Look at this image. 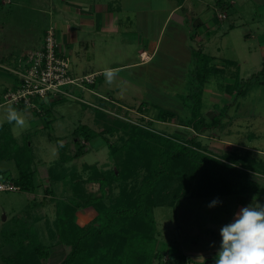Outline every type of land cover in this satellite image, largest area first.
I'll return each instance as SVG.
<instances>
[{"label":"rangeland","instance_id":"rangeland-1","mask_svg":"<svg viewBox=\"0 0 264 264\" xmlns=\"http://www.w3.org/2000/svg\"><path fill=\"white\" fill-rule=\"evenodd\" d=\"M10 1L0 7V44L7 43V53H10L4 61L5 66L1 67L11 72L9 67L16 65L18 57L41 47L47 27L56 23L59 28L67 22L66 4L77 8L76 3L88 7L98 2ZM122 2L127 9L121 14L123 23L117 32L104 33L96 27L74 25L79 41L69 51L72 58L70 71L74 77L97 73L99 87H96L98 83L96 86L86 83L85 87L68 85L65 89L73 95H59L55 100L48 96L42 99L43 115L10 102L0 105V125L6 123V128L0 130V155L8 146L15 157L19 151L26 152L34 159L31 165L38 172L34 191L0 190V264H31L35 259L41 264H59L72 251V246L62 241L58 233V208L61 203L75 200L72 169L76 168L84 177L89 173L84 170L86 163L96 164L106 176L114 171L113 144L120 145L129 134L118 127L119 131L104 136L103 130L108 124L117 127L119 121L128 122L143 129L176 134L183 142L195 137L210 154L223 157L235 152L255 163L250 168L264 172V82L258 75L264 63L261 49L264 40H257L264 34V0H237L235 4H230L231 0L200 1L198 10L204 12L202 18L208 17L209 22L216 25L209 32L198 29L203 41L190 37L176 18L165 26L160 36L163 12L150 20L152 23L144 29L138 20L142 23L147 20L146 9L161 10L160 0ZM171 2H162L165 9L172 6ZM217 3L222 5L215 12L211 7ZM130 8L133 11H129ZM222 10L228 18L220 19ZM199 16L197 14V18ZM230 23H235L236 27L231 28ZM247 33H253L255 38L251 40ZM147 39L151 41L149 44ZM157 39L159 44L152 59L140 64L144 61L141 51L153 52V43ZM113 67L119 71L109 84L104 70ZM92 87L95 93L90 91ZM200 88H203L202 117L212 125L217 118L221 122L197 133L190 121L193 97ZM9 105L24 116L26 124L23 128L7 122ZM164 109L177 116L159 120L158 113ZM83 125L98 135L87 141L80 134ZM4 130H9L19 143L11 142L9 137L12 136L2 138ZM76 138L79 139L77 143ZM80 143L87 145L83 154L72 161H62L65 155L78 152ZM148 152L135 157L148 163H136L133 167V178L138 179V186L156 167L155 157ZM4 155L9 157L7 151ZM247 171L249 178L260 184L263 191L254 199L264 204V175L249 168ZM5 177L10 176L6 174ZM11 177L13 181L16 179V176ZM197 178L187 179L177 172L173 179L164 178L158 184L159 200L153 195L158 231L152 264H166L179 252L191 257L190 264L208 261L214 264L221 242V227L231 222L240 208L253 202V197L236 191L229 195L210 193L205 178ZM86 187L102 194L98 180L86 183ZM119 189L118 182L113 183L111 199L107 203L115 200ZM216 199L220 203L208 207ZM76 214L79 224H90L98 212L94 208L81 207Z\"/></svg>","mask_w":264,"mask_h":264},{"label":"trees","instance_id":"trees-1","mask_svg":"<svg viewBox=\"0 0 264 264\" xmlns=\"http://www.w3.org/2000/svg\"><path fill=\"white\" fill-rule=\"evenodd\" d=\"M179 1L183 2V0ZM258 75L261 80L264 78V67ZM202 91L203 88L196 91L192 105L194 109L191 111L190 122L193 123L192 128L197 133L203 128L218 126L221 122L217 118L212 125L202 117ZM176 116L175 112L165 109L158 113V119L161 121ZM118 127L126 131L129 137L125 138L120 145L113 144L111 153L116 167L110 176H106V172H102L96 164H85L84 170L89 171L85 177L76 168L72 169L71 181L74 183L75 200L60 204L57 224L59 236L62 241L65 240L72 246V251L59 264H152L155 256L153 248L157 243L158 231L153 199L155 196V199L159 200L156 188L160 181L164 178L173 179L177 172L187 179L193 180L197 176L199 179L205 178L210 193L213 191L217 194L229 195L236 191L235 193L246 197L259 198L263 192L260 184L249 178L247 171L249 168L259 173L249 167L255 163L243 155L234 152L232 155L216 157L196 141L195 137L183 142L176 134L170 135L153 129H143L122 121H119L117 127L108 124L103 130L104 136L119 131ZM90 131L83 125L80 134L87 141H91L98 134ZM108 140L110 141L109 138ZM78 141L79 139L76 138L75 143ZM86 146L80 143L78 152L65 155V160L62 161H72L79 157ZM136 146L139 148L135 149ZM142 148L144 151L141 150ZM10 149L9 146L5 147V151L0 155V161L14 158L19 170V176L14 179L15 183L25 191H34L37 186L35 169L31 165L34 159L23 151H19L15 157L11 155ZM6 151L9 157L5 158ZM143 152H148L155 157L156 167L152 174L145 177L142 184L138 186V179L133 178V167L136 163L148 164L141 157L135 159ZM239 163L242 165L239 166ZM178 168L180 171L177 170ZM259 174L264 175V172ZM53 175L54 173L51 176ZM0 177H4L1 169ZM97 180L101 182L102 194L100 195L86 187V183ZM115 182H118L120 187L119 193L109 204L107 201L111 199V190ZM49 191L52 192L50 188ZM81 207L97 210L98 214L90 224L78 223L76 213ZM44 252L49 253L46 249ZM190 261L191 257L179 252L176 257L168 259L166 264H188ZM31 264H41V261L35 259Z\"/></svg>","mask_w":264,"mask_h":264},{"label":"crops","instance_id":"crops-1","mask_svg":"<svg viewBox=\"0 0 264 264\" xmlns=\"http://www.w3.org/2000/svg\"><path fill=\"white\" fill-rule=\"evenodd\" d=\"M102 1H104V2H100L98 0V2H96L93 5L88 6V7H82L81 6L82 4L76 3L74 5H76L77 8H73L71 5L66 4L64 11H66L69 14V16L67 17V22L65 24H60L59 28L57 27L56 23L55 24L52 23L49 26V27H51V26L55 27L58 38L61 42L62 48L67 53H69L71 47L73 45H75L74 43L79 41V34L76 30H74V25L84 26V27H89V28L96 27L99 32H104V33H107V32L114 33V32H117L121 28L120 25L123 23L121 14L125 11V9H127V8H125V3L122 2V0H102ZM163 1H165V0H160V2H161L160 6L162 7L161 10L155 9V8L154 9L149 8V9L145 10V16H146L147 20L144 23H142L141 19L138 20V22L141 23V26L144 27V29L152 23L150 20L158 17V14L160 12H163V16H162L163 22L159 23V28H161L160 36L163 33L165 26H167V24H169V22L173 21L175 18H176V22L179 25H181L182 27H184L186 29V32L190 33V37L198 39V41L199 40L203 41V38L200 35H198L199 34L198 29L199 28H203L205 30L204 32H209L211 29H214V27H216L215 24H212L211 22H209L208 17L202 18L203 17L202 13H204V12H201V10H198L199 9L198 4H200L199 2L203 1V0H183V2H180L179 0H169V1H172L171 2L172 6L169 7L168 9H165V7L162 3ZM235 1H237V0H231L230 4L231 3L235 4L236 3ZM2 3H4V4L11 3V1L10 0H0V7H1ZM221 5H222V3H219V4L217 3L216 5H214L211 8H213L216 12L219 10V8H221ZM55 8L58 9V6L55 5ZM129 11H133V9L130 8ZM222 11L223 12H221V13H226L224 10H222ZM134 12L136 13V10ZM137 12L141 13L142 11L137 10ZM149 13H151V14H149ZM197 14H199L201 16H199V18H197ZM79 17L81 19H79ZM228 17H229V15L227 14L226 18H228ZM127 19L130 20L131 18H127ZM230 25H231V28L236 27L235 23H230ZM49 27L46 28V31ZM216 30L218 31L219 28ZM45 35H46V33H45ZM247 36L251 37V40H252V38H255L253 33H247ZM257 40H259V41L264 40V34L259 35ZM149 42H151V41L147 39L146 43L149 44ZM155 42L156 43H153V45H155L153 47L154 48L153 52H149L148 50H145V49H143L141 51V54L143 52L147 51V53L150 56L148 60L152 59L154 53L156 52L157 46L159 44V39H157ZM208 43H209V41L207 42V44ZM43 44H44V40H43L41 47L43 46ZM6 45H8V44L7 43L0 44V105L3 102H5V94L9 90L15 88L18 84L17 76L13 72L7 70L6 68L1 67V66H5L4 61L8 60L7 56L10 54V53H7L8 47ZM201 45H202V47L205 46L203 43H201ZM41 47H39V48H41ZM35 49H38V48H35ZM261 49H263V52H264V44L263 43L261 44ZM192 50H193V54H194V50H195L194 47ZM148 60H146V61H148ZM146 61L144 60V61H141L139 63L140 64L146 63ZM139 63H136V64H139ZM263 67H264V63H263ZM263 67H262V69H263ZM113 69H116V68L113 67ZM261 70H259L258 73ZM263 82H264V78H263ZM96 87H99V80H98V84ZM229 88H230V84L228 86V90H229ZM14 106L19 107V108L20 107L23 108V106H19L16 104H14ZM33 113L36 114L34 111H33ZM5 126H6V123L1 124L0 130H2V128H6ZM4 131L5 132L2 133V136H1L2 138L12 136V137H9V139H11V142L16 141L15 143H19L18 139L14 135H12V133H10L9 130L8 131L4 130ZM16 167H17V165H16V161L14 158L10 157L9 159H4V160L0 161V169L3 170L4 176L6 174H9V176H10L9 178H11L12 180H13V178L11 176H16V177L19 176V172H18V169ZM14 168H16V171L14 170ZM37 174H38V172L35 169V181L37 179ZM49 174H50V172H49ZM39 205H41V204H39ZM76 219H77V217H76ZM78 220H79V216H78ZM80 225H85V224H80Z\"/></svg>","mask_w":264,"mask_h":264},{"label":"built area","instance_id":"built-area-1","mask_svg":"<svg viewBox=\"0 0 264 264\" xmlns=\"http://www.w3.org/2000/svg\"><path fill=\"white\" fill-rule=\"evenodd\" d=\"M219 17L224 19L227 14L221 13ZM142 57L146 61L150 56L145 51ZM71 61L70 54L62 48L55 27L51 26L46 31L41 48L24 53L17 58L14 67H9L17 76L18 84L5 94V102L28 107L35 113L43 115L45 114L43 98L48 96L51 97L50 100H55L59 95L70 94L65 89L68 85L85 87L88 83L96 86L98 74L74 77L70 71ZM89 89L96 92L93 87ZM20 189L21 187L11 178L0 177V190Z\"/></svg>","mask_w":264,"mask_h":264},{"label":"clouds","instance_id":"clouds-1","mask_svg":"<svg viewBox=\"0 0 264 264\" xmlns=\"http://www.w3.org/2000/svg\"><path fill=\"white\" fill-rule=\"evenodd\" d=\"M118 69L106 68V83H113ZM6 119L14 127L23 128L24 116L9 105ZM255 198V197H254ZM253 202L240 208L234 219L220 229L221 242L214 258V264H264V204ZM220 201L213 200L208 207H215Z\"/></svg>","mask_w":264,"mask_h":264},{"label":"water","instance_id":"water-1","mask_svg":"<svg viewBox=\"0 0 264 264\" xmlns=\"http://www.w3.org/2000/svg\"><path fill=\"white\" fill-rule=\"evenodd\" d=\"M209 263H210V261L206 262V264H209Z\"/></svg>","mask_w":264,"mask_h":264}]
</instances>
